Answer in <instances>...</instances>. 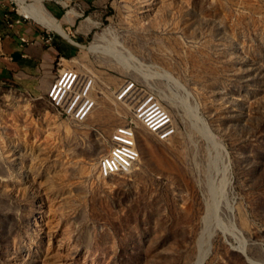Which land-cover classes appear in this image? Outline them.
I'll use <instances>...</instances> for the list:
<instances>
[{"label":"rangeland","instance_id":"1","mask_svg":"<svg viewBox=\"0 0 264 264\" xmlns=\"http://www.w3.org/2000/svg\"><path fill=\"white\" fill-rule=\"evenodd\" d=\"M77 26L53 75L89 82L84 120L0 84V264H264V0H108ZM125 80L173 131L139 127L136 160L106 174Z\"/></svg>","mask_w":264,"mask_h":264},{"label":"crops","instance_id":"2","mask_svg":"<svg viewBox=\"0 0 264 264\" xmlns=\"http://www.w3.org/2000/svg\"><path fill=\"white\" fill-rule=\"evenodd\" d=\"M41 1L63 27L70 29L79 22L82 11L96 9L108 0ZM73 8L76 11L69 12ZM82 28L77 26L70 38L33 17L12 11L7 0L0 2V84L45 92L57 60L77 53L81 41L77 35L84 33ZM47 33L52 36L50 42L45 40Z\"/></svg>","mask_w":264,"mask_h":264},{"label":"built area","instance_id":"3","mask_svg":"<svg viewBox=\"0 0 264 264\" xmlns=\"http://www.w3.org/2000/svg\"><path fill=\"white\" fill-rule=\"evenodd\" d=\"M5 0H0L4 3ZM18 0H7L11 10L24 17H30L20 12ZM52 36L47 33L45 40L50 42ZM66 58H59L57 65H62ZM89 82L78 79L74 69L64 67L56 69L53 80L47 89V96L57 109V113L77 121L84 120L94 106V100L88 95ZM123 88V89H122ZM117 94L118 100H127L130 109L129 119L116 125L112 130L110 142L111 150L103 156L99 165L103 173H113L129 167L138 157L136 139L139 127H144L161 138L168 137L173 131V120L168 109L151 92L138 88L133 81L125 80ZM139 92L134 99L132 93Z\"/></svg>","mask_w":264,"mask_h":264},{"label":"bare ground","instance_id":"4","mask_svg":"<svg viewBox=\"0 0 264 264\" xmlns=\"http://www.w3.org/2000/svg\"><path fill=\"white\" fill-rule=\"evenodd\" d=\"M18 2H19V9L22 13L26 14L27 16L33 17L35 20L48 26L49 28L51 27L55 29L57 32L61 33L62 35L68 36V31L60 24V22L54 16H52V14H50V12L46 9V7L44 6L41 0H33V1L18 0ZM73 11L75 12L76 10L74 8L69 10V12H73ZM85 23L86 26H89L92 24H97L98 22L89 17L87 18ZM98 47L99 46L96 42L94 43L92 42L87 46V48L89 49H96ZM36 221L37 218L35 217L34 222L36 223Z\"/></svg>","mask_w":264,"mask_h":264}]
</instances>
